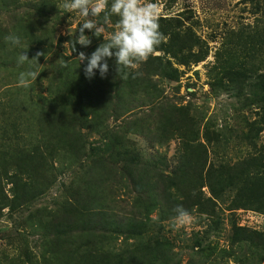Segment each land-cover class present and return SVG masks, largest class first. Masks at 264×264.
<instances>
[{"label":"rangeland","instance_id":"obj_1","mask_svg":"<svg viewBox=\"0 0 264 264\" xmlns=\"http://www.w3.org/2000/svg\"><path fill=\"white\" fill-rule=\"evenodd\" d=\"M42 2L47 13L37 14L33 4ZM141 2L158 5L165 36L146 64L151 76L139 71L148 86L119 91L113 103V84L97 85L109 92L103 125L120 135L121 150L138 152L139 164L131 165L113 152L89 156L91 144L102 142L87 129L84 154L74 159L62 150L64 139H73L71 128H78V111L61 97L69 89L61 83L63 73L58 76L68 61L61 55L73 59L67 71H79L80 59L70 53L79 27L91 19L110 37L115 21L105 28L104 13L85 18L60 7L63 0H0V264H264V213L226 209L234 191L215 205L206 202L207 186L198 191V185H177L189 201L197 196L204 203L189 210L192 222L178 230L172 227L169 196L151 213V192L172 189L164 172L177 163L182 147L177 137L157 143L151 133L161 117L179 120L176 107L208 120L204 146L191 144L194 154L206 155V165L230 174L241 171L251 156L264 159V129L255 144L244 136L257 108L237 89H246V96L251 86L242 78L234 81L239 74L264 71V0ZM27 28L36 39L23 36ZM9 34L19 36L21 44L5 42ZM24 51L29 59L37 51L45 55L20 65L17 58ZM195 58L197 63L190 61ZM185 60L190 62L172 65L178 80L163 77L172 73L169 61ZM27 70L37 78L17 86L19 73ZM113 75L114 69L106 77ZM43 95L49 101L57 97L59 104L42 100ZM154 158L163 159V168L152 167ZM186 200L180 203L185 209Z\"/></svg>","mask_w":264,"mask_h":264},{"label":"trees","instance_id":"obj_2","mask_svg":"<svg viewBox=\"0 0 264 264\" xmlns=\"http://www.w3.org/2000/svg\"><path fill=\"white\" fill-rule=\"evenodd\" d=\"M110 2L111 0H109V8ZM33 6V9L37 14L47 13L48 5H46V3H34ZM118 19V16L110 15L111 22L115 21V23H117ZM103 21L104 16L101 22L103 23ZM104 26L105 28H109L108 24H104ZM114 32L115 30H113L111 35ZM23 36L26 38H35V34L30 28H27V34H24ZM109 38L110 37H105L103 33L99 37H96L90 32L92 43L88 47H82L75 42V48L74 46H70V53L74 56V60L75 58L79 60V52L83 51L86 55H90L101 43H106ZM61 57L65 60L68 59V61L64 63L66 66L73 60L72 57L67 54H62ZM203 58L204 57H202V59ZM199 59L200 58H195L190 61L197 63ZM150 60L151 56L141 63L143 64L142 66L139 65L136 68H125L121 66L120 70L117 72L115 57L108 59L107 61L113 64V66H109V70L114 69V81H111L113 77H105L103 79L98 70H96L95 75L92 78H86L84 68L87 61L79 62L80 70L77 72L67 71V68L62 63L63 67L58 68V76L63 73L61 83L69 84V89L64 90L61 93V97L62 100L65 99L73 104L74 108L78 111L77 120H75L76 127L78 128L75 129V126L71 128L73 139L65 138L64 142H62V150L67 151L69 156L74 159L78 158L77 153L84 154L86 149V132L84 129H87L89 133L97 135L102 142L101 146H104L101 147L100 145L96 146L91 144L90 152H88L89 156L95 155L97 157L101 150L102 152H113L116 156H121L125 161H129L131 165L139 164L138 152L121 150L119 147L122 143L120 135L111 133L108 127L103 125V121L105 120L103 117V111L107 109L105 104L107 103L109 92L107 89L98 88L97 85L101 80H105L108 84H113L114 93L112 95L113 99L110 100V102L113 101V103H116L117 100L120 99L119 91L125 92L128 89V91L134 92L138 85L142 84L145 87L148 86V78L145 80L144 77H140L137 73H139L140 70H143L145 76H151L146 65ZM190 61L185 60L184 62L177 61L173 63L169 61L167 69L172 73L163 75V77L169 80H178L179 76L175 74L177 68H174L172 65L174 63L186 65ZM59 64L61 65V61ZM251 74L252 73L239 74L234 81L238 78H242L245 81L248 80L247 86H251L248 88L246 96V89H242V93H240V89H237V95L242 96L243 99L249 101V104H254L257 108L255 110L256 117L247 123V130L244 132L246 139L255 144L256 138L260 136L264 129V71L257 73L256 76H252ZM134 76L135 78H133ZM220 84L226 83L220 80ZM39 97H42V100H47L46 95ZM97 100L101 101V103L98 104ZM56 101L58 102L54 103ZM47 102L51 105L59 104L57 97L54 101L47 100ZM41 109L44 113L43 107H41ZM175 109L176 114L174 115H177L179 120L176 118L171 121L167 116L161 117L158 122H154V133H151L154 134L152 137L153 139L151 140H155L157 143L170 140L173 136L180 139L182 143L177 163H175V165L173 163L168 170L166 169L165 172L163 171L166 174L168 183L171 185L172 189L164 190L161 194L156 193V191L151 192V213L158 209L160 201L162 200V202H164L163 200L166 196H169L172 201L173 208L177 205H181L180 203H183L184 199H187L185 205L188 211L192 208H197V206H204V203L201 201L199 202L197 196H193L192 201H189L188 194L181 192L180 186L177 185L185 184H192L194 186L198 185V191L203 186H207L210 196L206 197V202L215 205L218 203H224L223 201L227 200L230 191H234L235 196L230 198L228 204H225L226 209L233 211L239 208H247L264 213V159H261L263 156L259 154L251 156L249 161L244 163L241 171L230 174H225L222 170L216 169L211 162L206 165V159L204 158L206 155H203V152L201 154L199 150L194 154L192 152L194 151V148H192L191 144L195 143L199 147L204 146L203 140H208L207 137L210 132L208 120L203 121L201 118L199 120L197 117L194 118V115L189 112V109L186 108V106H179ZM218 134L219 133L216 132L215 136H218ZM192 157L195 158L193 159ZM98 160H100V157ZM162 160V158L152 159V167L156 170L163 168L160 166ZM191 162H193V164ZM179 176L183 177V179H178ZM245 230L247 229L244 227H236L237 232ZM137 233H141V230L137 231ZM260 234L264 235L263 233ZM248 236L249 234L246 233L245 237Z\"/></svg>","mask_w":264,"mask_h":264},{"label":"clouds","instance_id":"obj_3","mask_svg":"<svg viewBox=\"0 0 264 264\" xmlns=\"http://www.w3.org/2000/svg\"><path fill=\"white\" fill-rule=\"evenodd\" d=\"M60 7L67 12L78 11L85 18L98 17L104 13V24L110 22V15L119 17L116 23L117 30L106 43H101L90 55H86L83 51L78 53L80 62L87 61L84 73L89 79L95 75L96 70L102 78L106 77L109 71L107 60L113 57L117 72L121 66L136 68L165 40V36L159 30V11L156 3H142L141 0H111L109 8V0H63ZM85 30L99 37L104 28L93 20L86 19L78 29L76 40V44L82 47H88L92 43L90 37L85 35ZM4 40L11 46L21 44L20 37L15 34L6 35ZM44 55L42 51H37L33 58L29 59L27 52L24 51L19 54L17 63L23 65L33 60L38 62V59ZM36 78L37 73L34 71H22L19 73L17 86L26 87L29 79ZM173 211L176 214L172 218L173 229L178 230L192 222L191 213L182 205H177Z\"/></svg>","mask_w":264,"mask_h":264}]
</instances>
